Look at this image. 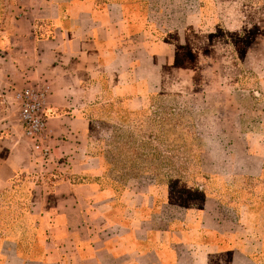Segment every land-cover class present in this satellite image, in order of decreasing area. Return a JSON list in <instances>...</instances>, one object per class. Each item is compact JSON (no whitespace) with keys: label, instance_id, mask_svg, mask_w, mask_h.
Here are the masks:
<instances>
[{"label":"crops","instance_id":"obj_1","mask_svg":"<svg viewBox=\"0 0 264 264\" xmlns=\"http://www.w3.org/2000/svg\"><path fill=\"white\" fill-rule=\"evenodd\" d=\"M148 19L118 0H14L9 7L0 96L48 83L52 153L45 171L58 180L21 190L24 201L0 200V208L19 211L1 221L8 226L0 228V264H257L256 222L231 216L230 204L212 197L191 204L161 186L118 190L71 180L102 176L98 163L88 167L97 159L84 150L92 125L86 108L122 100L136 112L150 96L178 85L163 77V39L152 35ZM2 105L0 99L1 162L15 171L12 178L37 177L43 170L21 169L12 137L5 136ZM2 177L0 193H7Z\"/></svg>","mask_w":264,"mask_h":264},{"label":"rangeland","instance_id":"obj_2","mask_svg":"<svg viewBox=\"0 0 264 264\" xmlns=\"http://www.w3.org/2000/svg\"><path fill=\"white\" fill-rule=\"evenodd\" d=\"M13 1L0 0L6 14ZM123 1L136 16L148 14L152 35L163 39V77L178 85L140 111H127L122 100L86 108L92 125L84 150L97 159L88 167L98 163L97 182L118 190L161 186L191 204L213 195L239 200L230 215L259 221L254 260L264 264V0ZM22 88L0 96L5 136L21 169L44 171L34 178L44 186L48 160L32 153L12 101ZM14 173L0 159L3 185Z\"/></svg>","mask_w":264,"mask_h":264},{"label":"built area","instance_id":"obj_3","mask_svg":"<svg viewBox=\"0 0 264 264\" xmlns=\"http://www.w3.org/2000/svg\"><path fill=\"white\" fill-rule=\"evenodd\" d=\"M50 94L48 83L39 82L16 90L12 95L22 136L29 143L32 153L43 161L51 156L47 125V100Z\"/></svg>","mask_w":264,"mask_h":264},{"label":"trees","instance_id":"obj_4","mask_svg":"<svg viewBox=\"0 0 264 264\" xmlns=\"http://www.w3.org/2000/svg\"><path fill=\"white\" fill-rule=\"evenodd\" d=\"M106 1L107 0H94V2L97 5L100 4V3H105ZM118 1H120L122 3L124 2L123 0H118ZM139 2L142 5V7L146 4V1L145 0H140ZM123 4L125 5V3H123ZM3 10L4 9H3L2 5H1L0 6V12H2ZM3 16L4 17H3L2 21H1L3 24L0 25V42H2V40H3V38H2V32H3V28H4V25H5L4 22H5V18H6V12H5V10L3 12ZM150 26H151V24H150ZM56 175L57 174L54 173V172H47V173H45V176L47 177L48 183H47V185H44V186L50 187L51 185H53L55 183V181L58 180L57 177H56ZM34 178H35V175L34 174L33 175L32 174L30 175V174H26V173H22V174H19L18 173L13 178H11V180H9V182H8L9 189H8L7 193L6 192L0 193V200L3 201V202H6L7 204L8 203L10 204L11 202H13L15 200H19L18 199V197H19L21 201H24V198L22 196H23V194L25 192L22 193L21 190H24V191L28 190V188L31 187L32 184L34 183ZM97 178L98 177L89 178V179L87 178L86 179L85 177H83V178H80V177H72L71 180L74 181L73 183H77V181L83 182V179L84 180H87L88 182H97L98 181ZM34 184L39 185L38 183H34ZM211 197L212 198H215V199H217L219 201L224 202L226 205L227 204H230V206H231V202H233V201H229V200L228 201H225V200L221 199V196H219V195H213ZM202 199H204V198H201V200ZM236 202H240V201L237 200ZM236 202L234 201L233 204H237ZM245 207H246L245 209H247L248 208V205L246 204ZM230 210L233 211L232 208ZM18 214H19V211L17 209H15V208H2L1 207L0 208V228H5V227L8 226V224L6 222L3 225H1V221H3V220L6 221V219L7 218H10V217H14L15 218L16 216H18ZM1 217H4V218H1ZM256 226L257 227L259 226V224H257V222H256V225L254 227L256 228ZM257 238H258V235H257ZM260 238H261V236H260ZM257 253H258V249H257V252L255 253V256L257 255ZM255 256H253V259H254ZM254 261L257 263L256 260H254Z\"/></svg>","mask_w":264,"mask_h":264}]
</instances>
